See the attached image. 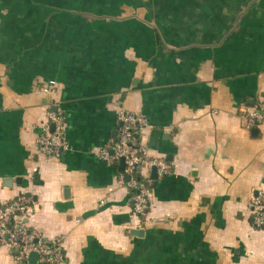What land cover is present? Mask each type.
I'll return each instance as SVG.
<instances>
[{
    "label": "crops",
    "instance_id": "1",
    "mask_svg": "<svg viewBox=\"0 0 264 264\" xmlns=\"http://www.w3.org/2000/svg\"><path fill=\"white\" fill-rule=\"evenodd\" d=\"M261 103L264 0H0V207L25 196L64 264H264L250 211L264 125L247 115ZM122 109L171 167L157 186L149 174L144 224L125 168L100 158ZM58 110L71 148L48 161L38 139Z\"/></svg>",
    "mask_w": 264,
    "mask_h": 264
},
{
    "label": "built area",
    "instance_id": "2",
    "mask_svg": "<svg viewBox=\"0 0 264 264\" xmlns=\"http://www.w3.org/2000/svg\"><path fill=\"white\" fill-rule=\"evenodd\" d=\"M54 82H52V87ZM52 88H46V93ZM248 122L253 127L264 125V103L248 112ZM118 138L110 149H103L100 158L109 164H117L122 159L125 169L120 175V183L132 192L133 214L143 224L148 219L152 198V181L149 177L153 168L159 177L171 172L170 165L164 158L151 156L143 141L144 130L149 128L145 117L126 110L118 112ZM66 136L65 117L61 110L49 111L48 122L38 139V153L48 161H53L70 149ZM28 199L23 196L0 207V246L8 247L13 253V264H27L33 253L49 264H64L63 242L56 239L46 241L38 232L30 229ZM254 225L264 230V194L260 192L250 203Z\"/></svg>",
    "mask_w": 264,
    "mask_h": 264
},
{
    "label": "water",
    "instance_id": "3",
    "mask_svg": "<svg viewBox=\"0 0 264 264\" xmlns=\"http://www.w3.org/2000/svg\"><path fill=\"white\" fill-rule=\"evenodd\" d=\"M120 164H121V168L124 169L125 168V161H124V159H122L120 161ZM151 178L154 181L155 186H157L158 185L159 176H158V172H157V169L156 168H153L152 169ZM133 234L136 235V236H138V237H141V236H143L144 231L143 230H136V231L133 232ZM30 258L31 259H36V258H39V255L37 253H33Z\"/></svg>",
    "mask_w": 264,
    "mask_h": 264
}]
</instances>
